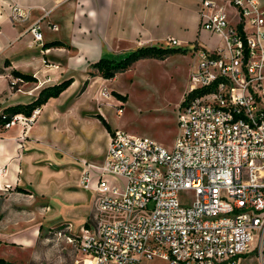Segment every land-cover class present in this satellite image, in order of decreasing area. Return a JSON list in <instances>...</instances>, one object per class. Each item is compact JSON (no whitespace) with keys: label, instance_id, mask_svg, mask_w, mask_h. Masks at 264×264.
<instances>
[{"label":"built area","instance_id":"1","mask_svg":"<svg viewBox=\"0 0 264 264\" xmlns=\"http://www.w3.org/2000/svg\"><path fill=\"white\" fill-rule=\"evenodd\" d=\"M24 16L13 7L15 19ZM199 19L200 31L222 44H192L199 64L173 148L116 130L103 163L82 162L95 216L75 264H264V0H200ZM30 32L43 41L38 24ZM40 113L16 115L4 129L26 132Z\"/></svg>","mask_w":264,"mask_h":264},{"label":"crops","instance_id":"2","mask_svg":"<svg viewBox=\"0 0 264 264\" xmlns=\"http://www.w3.org/2000/svg\"><path fill=\"white\" fill-rule=\"evenodd\" d=\"M199 4L200 0H0V113L10 106L32 103L46 87L73 80L59 97L41 107L36 123L26 132L17 125L0 132V169L6 168L0 175V196L11 198L21 188L20 193L46 196L50 205L43 211L36 208L29 235H19L18 217L5 213L0 221V250H30L44 223L49 227L68 223L58 220L55 201L61 200L62 206L72 204L75 190L65 184L55 189L53 177L68 174L69 169L80 190L91 192L81 184L82 162L101 164L105 159L111 134L95 116L106 117L99 106L105 101L101 87L109 88L120 75L113 80L90 77L91 65L103 58L122 59L143 47L167 48L169 38L188 47L192 41L207 43L208 36L200 35ZM15 6L25 11L23 19L13 17ZM37 24L43 33L41 43L34 42L30 32ZM55 41L65 46L45 47ZM15 70L35 77L37 83L18 82L12 76ZM11 83L17 84V91ZM89 90L92 97L85 101ZM106 98L112 101V96ZM69 161L75 162V169L61 164ZM46 177L50 188L44 191L40 181ZM32 193L27 196L34 198ZM90 209L83 214L84 227L91 218Z\"/></svg>","mask_w":264,"mask_h":264},{"label":"rangeland","instance_id":"3","mask_svg":"<svg viewBox=\"0 0 264 264\" xmlns=\"http://www.w3.org/2000/svg\"><path fill=\"white\" fill-rule=\"evenodd\" d=\"M201 36H208V42L201 44L202 47L210 50L213 46H219L222 41L217 36H212L206 31H200ZM196 44L195 41H192ZM187 45L179 47L168 46L167 48H180L179 53L166 57L165 59H145L137 62L133 68L119 75L117 81L111 83L110 87H101V94L104 103H100L105 119L112 128L134 134L137 136L149 137L155 140L162 147L171 150L178 135V112L189 89V76L192 70H197L199 60L195 59ZM184 50V51H183ZM117 77V76H116ZM112 89V90H111ZM113 92L118 93L126 100H118ZM106 95L112 96V101L107 100ZM92 97V90L84 97L85 101ZM94 105V103H93ZM103 105V106H102ZM123 106L122 113L118 114V107ZM5 131V130H4ZM113 131V130H112ZM62 165H70L75 169V162H62ZM73 165V166H72ZM66 174L55 176L51 179L54 188L60 184L69 185L74 188L75 202L61 205V200H56V212L60 216L58 220H66L68 223H61L54 227L43 224L39 231L36 242L30 244V250L23 248L15 250H0V258L13 264H75L80 258L77 251L78 238L82 235L83 229L94 219L95 205L93 204L94 193L92 190H80L76 183V176L71 175L70 170ZM94 175V173H93ZM49 177L40 181L41 188L46 191L49 187ZM80 187V188H79ZM78 188V189H77ZM93 192V193H92ZM10 198L1 195L0 199V221L5 213H9L17 220V232L19 235L33 233L34 225L30 220L34 218L37 209L49 207V200L46 196H39L32 192L20 193L14 190ZM34 195L30 198L27 195ZM84 193V194H83ZM95 196V194H93ZM92 203V206H91ZM95 203V200H94ZM8 204V205H7ZM92 207L93 212L88 224L84 227L83 214ZM37 208V209H36ZM91 209L87 212L89 214ZM56 212L53 213L56 214ZM52 213H48L50 216ZM90 215V214H89ZM32 216V217H31ZM88 217V216H87ZM34 221V220H33ZM74 224H72V223ZM58 227V228H57ZM57 228L55 231L53 229ZM61 231V236L57 235ZM254 241L249 245L248 253L252 257L257 254L259 237L254 233ZM72 240V241H71ZM23 247V246H20ZM15 262V263H14ZM142 264H166L160 260L143 261Z\"/></svg>","mask_w":264,"mask_h":264},{"label":"trees","instance_id":"4","mask_svg":"<svg viewBox=\"0 0 264 264\" xmlns=\"http://www.w3.org/2000/svg\"><path fill=\"white\" fill-rule=\"evenodd\" d=\"M65 44L60 41H55L48 44L45 47H64ZM180 48H162V47H143L139 48L135 51L130 52L127 56L122 59L114 60V59H100L95 64L91 65V69L93 70L90 72V77L100 76L105 80H113L118 74L125 73L133 68V66L145 59H165L168 56L177 54L180 52ZM184 51V50H183ZM12 76L16 79H19L18 82L22 83H37L35 77L31 75H26L20 73L18 71H13ZM73 83L72 79L65 80L59 84L46 87L41 90L38 98L29 104H17L14 106H10L4 109L0 113V132H4L5 124L9 123L12 118L16 115L23 114L26 116L32 115V113L37 109L43 107L51 98L59 97L65 90H67L71 84ZM88 82H86L83 90L86 89ZM11 87L13 91L18 90L17 84H12ZM113 95L120 101L126 100L125 97H122L116 92H113ZM185 102H183L184 104ZM95 118L100 120L107 131L111 134H114L112 131L110 124L107 120L100 114L96 115ZM6 131V130H5ZM18 192H23V189L16 188ZM2 242L0 240V246ZM0 264H10L9 261L0 258Z\"/></svg>","mask_w":264,"mask_h":264}]
</instances>
